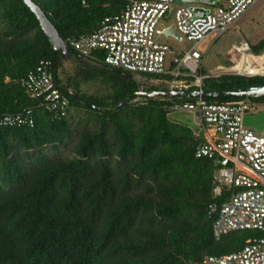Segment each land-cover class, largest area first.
<instances>
[{"label": "trees", "instance_id": "trees-1", "mask_svg": "<svg viewBox=\"0 0 264 264\" xmlns=\"http://www.w3.org/2000/svg\"><path fill=\"white\" fill-rule=\"evenodd\" d=\"M32 1L68 52L53 49L23 0H0V117L28 109L34 118L31 127L0 124V264H202L206 255L237 251L261 235L213 236L207 208L215 200L214 162L195 155L202 132L172 118L174 105L196 97L138 96L140 85L148 92L167 89L106 65L100 53L84 61L69 45L128 0ZM251 48L263 52L264 41ZM67 59L77 66L62 80ZM42 60L51 62L70 100L65 117L21 85ZM91 83L98 89L84 91ZM254 86H264V76L223 74L202 82L206 89ZM202 99L264 104V97Z\"/></svg>", "mask_w": 264, "mask_h": 264}, {"label": "built area", "instance_id": "built-area-1", "mask_svg": "<svg viewBox=\"0 0 264 264\" xmlns=\"http://www.w3.org/2000/svg\"><path fill=\"white\" fill-rule=\"evenodd\" d=\"M256 1L224 0V4L208 9L206 14L195 16L189 4L178 6L176 0H128L119 14L105 18L90 35L70 40L69 45L81 57L100 53L106 65L140 75L137 79L147 85L164 84L167 90L202 88L205 78L223 74L264 76V51L254 53L245 40L232 44L236 60L215 75L200 72L205 53L197 48L207 35L224 33ZM169 12L173 14L175 31L195 44L166 66L170 49L159 41L157 30ZM162 75L172 78L158 79ZM21 85L56 116L68 115L70 100L57 86L50 61H40L21 80ZM173 109L195 112L203 137L195 155L214 162L215 200L207 208L213 217L214 238L240 230L261 234L247 239L237 251L206 255L202 264H264V133L257 134L243 125L244 116L264 111V104L249 99L213 103L197 97L195 102L177 104ZM0 124L31 127L32 111L3 115ZM223 195L225 198L220 200Z\"/></svg>", "mask_w": 264, "mask_h": 264}, {"label": "rangeland", "instance_id": "rangeland-1", "mask_svg": "<svg viewBox=\"0 0 264 264\" xmlns=\"http://www.w3.org/2000/svg\"><path fill=\"white\" fill-rule=\"evenodd\" d=\"M183 4L181 0H176L175 2V5L178 6ZM221 4H224V0H214L212 5L201 3L197 5L212 9ZM163 20H165L166 24L171 25L174 23L171 12H169V17H164L160 23ZM178 35L182 38L180 41L174 37L160 36L159 41L168 45L170 49L165 57L166 66H169L173 57L188 51L195 44L194 41H189L180 34ZM241 40H245L251 47H256L261 41H264V0H257L221 35L215 32L211 33L197 44L198 50L205 53L204 70L210 74H218L224 71L228 65L236 60L232 44L240 43ZM76 63L73 59L64 61L63 67L59 72V77L65 80L68 75H72L77 66ZM98 84L83 85V90L90 93L95 92L99 87ZM258 108L261 109V106ZM76 112L72 110L71 115H75ZM172 118L184 122L201 132V126L196 119L195 112L192 110H180L178 113H173ZM243 125L257 134H262L264 131V111L259 110L245 115Z\"/></svg>", "mask_w": 264, "mask_h": 264}, {"label": "water", "instance_id": "water-1", "mask_svg": "<svg viewBox=\"0 0 264 264\" xmlns=\"http://www.w3.org/2000/svg\"><path fill=\"white\" fill-rule=\"evenodd\" d=\"M30 10L36 15L42 30L49 39L53 49L63 55L68 52V47L64 39L60 36L59 31L54 24L46 16L45 12L32 0H23ZM183 3L190 4L195 16H201L208 12V9L198 6V3L212 5L214 0H181ZM165 37H174L181 40V37L176 33L174 25L169 27L159 26L157 30V37L160 35ZM82 60L87 61V58L80 57ZM129 77L134 78L133 75L127 74ZM138 96L145 97H161V96H179V97H204V98H261L264 97V86H254L246 88H232V89H206V88H190V89H168V90H154L144 91L142 86H139Z\"/></svg>", "mask_w": 264, "mask_h": 264}, {"label": "crops", "instance_id": "crops-1", "mask_svg": "<svg viewBox=\"0 0 264 264\" xmlns=\"http://www.w3.org/2000/svg\"><path fill=\"white\" fill-rule=\"evenodd\" d=\"M185 4H187V3H185ZM189 5H190V4H189ZM200 7H203V6H200ZM203 8H205V7H203ZM206 9H207V8H206ZM171 13H172V12H171ZM172 15H173V14H172ZM165 17L168 18V17H169V13H168ZM160 25H163L164 27H169V26H171V25H174V23L171 24V25H170V24H166V23H165V20H163V22H161ZM160 25H159V26H160ZM159 26H158V29H159ZM162 35H163V34H162ZM160 36H161V35H160ZM160 36H159V38H158L159 40H160ZM181 39H182V38H181ZM179 41H180V40H179ZM233 44H234V43H233ZM228 66H229V65H228ZM228 66H227V68H228ZM203 69H204V66H203ZM206 73H207V72H206ZM220 73H221V72H220ZM207 74H210V73H207ZM212 75H215V74H212ZM252 131H253V130H252ZM263 133H264V131H263ZM263 133H262V134H263Z\"/></svg>", "mask_w": 264, "mask_h": 264}]
</instances>
